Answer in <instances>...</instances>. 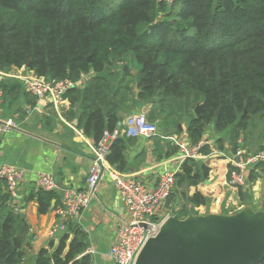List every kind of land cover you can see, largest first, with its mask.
<instances>
[{
    "label": "trees",
    "instance_id": "obj_1",
    "mask_svg": "<svg viewBox=\"0 0 264 264\" xmlns=\"http://www.w3.org/2000/svg\"><path fill=\"white\" fill-rule=\"evenodd\" d=\"M127 59L138 67L137 98L153 105L154 119L176 120L202 107L188 120L191 145L212 125L215 132L229 131L235 152L240 133L255 117L264 120V0H176L170 7L157 0H0V71L72 82L93 72L84 90L70 89L64 100L77 128L95 142L117 126L116 99L129 74L113 81L107 70ZM0 88L6 92L1 82ZM127 139L114 141L107 157L118 171L125 167ZM209 152L208 146L201 150ZM207 176L203 163L187 159L175 189L196 187ZM33 197L40 215L58 201L42 189ZM9 201L8 192L0 195V264H93L87 234L72 225L57 247L50 242L29 262L31 233ZM187 201L206 203L199 192Z\"/></svg>",
    "mask_w": 264,
    "mask_h": 264
},
{
    "label": "crops",
    "instance_id": "obj_2",
    "mask_svg": "<svg viewBox=\"0 0 264 264\" xmlns=\"http://www.w3.org/2000/svg\"><path fill=\"white\" fill-rule=\"evenodd\" d=\"M129 59V58H128ZM127 59V60H128ZM119 65V64H117ZM124 67L127 71L124 72ZM117 73L133 74L125 63ZM31 77L29 70L16 72L0 71V82L6 87L2 104V119H12L16 127L0 132V165L17 167L24 172V180L18 186L16 198L10 199V207L19 211L31 233L30 247L25 249L29 262L37 253L47 248L52 242L57 247L64 233L53 231L56 223L54 208L59 203L61 192L65 189L84 190L91 166V156L95 141L83 134L77 128V116L69 114V104L63 103L57 107L43 99H38L26 93L21 80L14 76ZM95 74L90 72L76 82V89L84 90ZM117 96L118 123L123 124L130 116H143L157 127V134L151 137L140 135L127 139L124 151L125 167L118 171L107 161L109 171H106L91 202L88 212L84 214L83 231L87 234L88 249L93 264L96 258H107L109 246L115 241L118 227L127 220L125 207L114 186L111 171H115L143 182L148 188L155 187L159 177L165 172H180L179 145L191 146L187 137L190 114L181 118L166 120L163 116H154L155 108L151 103H144L137 98L136 80L128 77L121 84ZM128 88L129 90H125ZM74 112L78 111L75 110ZM192 116V117H191ZM251 121L248 128L240 133V141L247 153H254L263 148L264 120L260 117ZM259 123V126L257 125ZM119 124V125H120ZM247 136V138H245ZM203 142H208L218 154H207L197 161L208 168V176L196 187L176 188L168 196L166 204L157 212V218L178 215L184 208L193 210L198 215L233 214L243 206L249 205L257 211H264V168L252 167L247 175V183L240 188H230L227 185L229 172V131L215 132L213 126L205 131ZM107 170V169H106ZM255 179L249 181L250 173ZM41 174L51 175L58 188L57 203L49 211L40 215L38 204L33 195L40 189L37 180ZM174 188V187H173ZM201 193L206 203L200 207H192L187 201L194 193ZM7 193L4 183H0V195ZM172 195V197H171ZM30 197H33L32 199ZM168 203V205H167ZM72 240L69 235L67 245Z\"/></svg>",
    "mask_w": 264,
    "mask_h": 264
},
{
    "label": "built area",
    "instance_id": "obj_3",
    "mask_svg": "<svg viewBox=\"0 0 264 264\" xmlns=\"http://www.w3.org/2000/svg\"><path fill=\"white\" fill-rule=\"evenodd\" d=\"M159 3L172 6L176 0H157ZM33 73V72H32ZM14 76V75H13ZM21 80L23 90L38 98L49 101L53 107L63 103L65 93L76 88V82L69 79H49L36 76H14ZM4 92L0 88V132L5 133L16 127L12 119H2V104ZM157 134V127L143 116H130L123 124L117 125L112 131L105 130L101 138L95 143L91 156L90 171L84 190L65 189L61 192L59 203L54 208L56 223L53 231L68 232L69 226H76L83 230L84 214L88 212L91 202L96 198L98 187L106 173L107 157L110 147L118 138H134L140 135L151 137ZM240 145L229 158L232 170L227 178V185L231 188H240L246 185L249 170L264 164L263 148L254 153H247L239 140ZM210 154H218V151L207 141H200L196 145H179V159L181 165L187 159L198 160L207 154L201 153L207 147ZM208 153V154H209ZM235 158L238 161H235ZM107 169V170H106ZM114 186L125 207L127 220L122 221L117 229L116 239L109 246L107 257L114 264H135L136 258L146 241L154 237L162 223L169 217L157 218V212L164 207L169 194L175 185V172L163 173L155 187L148 188L143 182L128 177L121 173L111 171ZM24 180L23 170L10 166L0 165V183H4L10 199L16 198L18 186ZM40 189L48 192L58 191L55 179L48 174H41L37 180ZM15 212H18L15 210ZM87 254L91 251L87 249Z\"/></svg>",
    "mask_w": 264,
    "mask_h": 264
},
{
    "label": "water",
    "instance_id": "obj_4",
    "mask_svg": "<svg viewBox=\"0 0 264 264\" xmlns=\"http://www.w3.org/2000/svg\"><path fill=\"white\" fill-rule=\"evenodd\" d=\"M26 68L30 69V63ZM201 110L197 105L194 110L197 118ZM51 206H55L54 201ZM263 261L264 211L255 212L245 205L233 214L169 216L158 233L146 241L135 264H262Z\"/></svg>",
    "mask_w": 264,
    "mask_h": 264
},
{
    "label": "rangeland",
    "instance_id": "obj_5",
    "mask_svg": "<svg viewBox=\"0 0 264 264\" xmlns=\"http://www.w3.org/2000/svg\"><path fill=\"white\" fill-rule=\"evenodd\" d=\"M125 63H128L129 68H130L131 71L133 72V74L129 75L128 78H129L130 80H132V81H135V80H136V76H137V71H138V67H137V65H136L134 62H132L131 60H128V61L125 62ZM125 63H123L122 66H123ZM120 67H121V64H119V65H115V66L111 67L109 70H107L108 73H111V76H109L111 80H113V81H118V80H119L120 76H119L117 73L114 74V71H116V72L118 71V73H119V72H120V70H119ZM106 74H107V73H105V75H106ZM123 82H124V81H123ZM192 114H194V111L192 112ZM257 118H258V117H255L254 121L257 120ZM254 121H253V122H254ZM257 125L259 126V123H257ZM240 138L242 139V137H240ZM245 138H247V136H246ZM263 144H264V143H263ZM245 147H246V146H245ZM245 147H243V148H245ZM230 148H231V147L229 146V158H230V155H232L233 152H234V151H232L233 148H231V149H230ZM259 150H261V149L258 148V151H259ZM230 188H231V187H230ZM173 189H174L173 192L176 193L175 186H174ZM167 199H168V198H167ZM179 214H180V213H179ZM189 214H194V212H191V211H189V209L184 208V209L181 211L180 216H181V217H184V216L186 217V216L189 215ZM194 215H197V214H194ZM96 263H97V264H114L113 261H112L111 259H109L108 257L106 258L105 256L102 257V258H96Z\"/></svg>",
    "mask_w": 264,
    "mask_h": 264
}]
</instances>
